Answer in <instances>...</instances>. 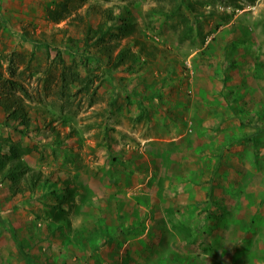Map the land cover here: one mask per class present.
I'll list each match as a JSON object with an SVG mask.
<instances>
[{
  "label": "rangeland",
  "instance_id": "1",
  "mask_svg": "<svg viewBox=\"0 0 264 264\" xmlns=\"http://www.w3.org/2000/svg\"><path fill=\"white\" fill-rule=\"evenodd\" d=\"M11 146L0 264H264V0H0Z\"/></svg>",
  "mask_w": 264,
  "mask_h": 264
},
{
  "label": "trees",
  "instance_id": "2",
  "mask_svg": "<svg viewBox=\"0 0 264 264\" xmlns=\"http://www.w3.org/2000/svg\"><path fill=\"white\" fill-rule=\"evenodd\" d=\"M70 14V9L69 6L66 3L62 2H57L54 6V8H48L46 10V16L48 20L54 24H59L62 21H64ZM10 110V109H9ZM8 111V116L7 117H12L15 118L16 116V111ZM8 118L4 121V124H7ZM1 147H0V152H1ZM7 154H1L0 153V174L2 175V178H8L11 181L12 184V196H14L16 193H19L20 188H18L19 184L23 182L24 184H30L35 185V183L39 180L38 175L30 173L26 177H23L24 172L28 169V167L21 161L20 159V154L16 153L15 148L11 146V149ZM128 232L132 231V227L128 226L125 228ZM101 227L99 225H96V229L94 231H99L100 232ZM104 233H107V231H103ZM100 233V234H103ZM103 234L104 236L108 235ZM112 238L113 235H110ZM88 240V239H87ZM82 246L84 248H87L89 243L83 239L80 241ZM81 249V248H80ZM176 263H179L182 261V259L179 258H174L172 259ZM164 264V263H163Z\"/></svg>",
  "mask_w": 264,
  "mask_h": 264
}]
</instances>
